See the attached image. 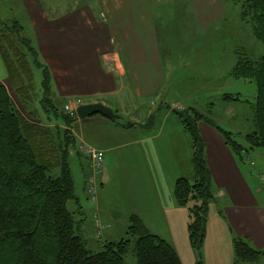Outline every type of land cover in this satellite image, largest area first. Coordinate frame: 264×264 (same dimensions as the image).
Instances as JSON below:
<instances>
[{
	"label": "crops",
	"instance_id": "obj_1",
	"mask_svg": "<svg viewBox=\"0 0 264 264\" xmlns=\"http://www.w3.org/2000/svg\"><path fill=\"white\" fill-rule=\"evenodd\" d=\"M24 1L27 25L22 27L24 31L29 29L28 38L37 49L39 62L51 73L54 100L62 98V108L75 98L82 104L100 102L118 114L117 118L98 114L84 119L76 116L72 124L76 146L69 159L72 155L84 157L87 165L88 161L90 164L82 148L93 146L103 151L106 160L103 159L101 174L94 175L84 169L79 174L80 195L84 194L95 205L94 212L89 214L92 217L89 229L85 208L79 204L81 233L84 236L89 230L96 237L99 226L98 237L115 241V232L126 230L130 216L135 215L150 232L175 248L182 264H194L196 257L187 233L188 210L178 205L174 197L176 179L193 177L188 144L176 140L172 131L150 130L144 120L150 117L151 110L143 106L146 100H150L149 104L154 99L165 100L168 73H175L177 69L173 58H188L186 47L193 38L187 34L186 27H192L193 16L202 30L211 25L212 18L203 14L196 0H84L74 7L59 6L51 16L38 1ZM173 21L179 28L177 38L171 24L167 25ZM158 26L165 33L161 32V39L157 36ZM181 39L183 44L179 42ZM160 40L165 49L162 52ZM176 40L178 48L171 52L170 47L176 46ZM0 81L8 84L1 54ZM34 99L37 105L39 96ZM167 106L169 110L186 108L177 100ZM120 112L129 120L124 122ZM40 118L45 117L40 114ZM127 123L134 125L125 127ZM221 143L218 150L226 163L218 165L214 159L207 158L216 191L209 205L201 250L205 264H232V230L236 217L246 223L245 209L253 203L238 172L235 156L224 141ZM112 170L113 178L121 183L119 194L123 205L117 226V213L108 212L104 219L106 212L97 205L100 198L96 199L95 195L92 200L87 193L90 179L94 187L95 183L101 185L103 191ZM250 227L247 224V230ZM260 239L261 236L255 235L254 241L259 243Z\"/></svg>",
	"mask_w": 264,
	"mask_h": 264
},
{
	"label": "trees",
	"instance_id": "obj_2",
	"mask_svg": "<svg viewBox=\"0 0 264 264\" xmlns=\"http://www.w3.org/2000/svg\"><path fill=\"white\" fill-rule=\"evenodd\" d=\"M231 1L240 4L241 21L251 26L255 39L264 45V0ZM23 31L16 20L0 22V54L8 73V84L0 81V264H127L129 252L136 264H182L175 248L135 215L129 218L126 238L107 240L97 250L86 246L69 166L76 146L71 131L76 115L56 105L51 73L39 62L37 50ZM33 68L41 70L39 94L33 88ZM231 75L255 84L254 129L245 139L252 147L264 148V54L257 60L239 56ZM223 99L239 98L224 94ZM177 114L189 136L193 178L178 177L174 197L188 210L194 264H205L201 250L214 193L198 121L216 128L235 153L240 154L243 146L192 107L177 110ZM69 201L76 203L72 210L67 207ZM232 253V264H264V248H254L240 237L232 238Z\"/></svg>",
	"mask_w": 264,
	"mask_h": 264
},
{
	"label": "rangeland",
	"instance_id": "obj_3",
	"mask_svg": "<svg viewBox=\"0 0 264 264\" xmlns=\"http://www.w3.org/2000/svg\"><path fill=\"white\" fill-rule=\"evenodd\" d=\"M35 1H38L51 16L55 14L59 6L74 7L78 3L82 4L84 0ZM24 2V0H0V22L8 23L11 20H16L22 26L27 25ZM196 2L197 7L202 8L203 14H209V17L212 18L211 20L209 19L211 25L207 29L202 30L198 24V19L193 16L191 22L192 27L190 28L188 25L186 27L187 34L193 38V41L189 44L190 46L186 47L188 58L187 60H184L182 57L173 58L177 69L175 73H168V87L165 89V100L154 99L151 104H149L150 100H146L143 108H149L152 117L148 116L144 120V124L151 127L150 130L158 131L163 128L164 132L172 131L175 134L174 138L176 140L181 141L183 144L184 142L188 144V157H191L189 136L182 128L179 114L173 110H169L167 104H170L171 101L177 100L181 103L183 102L186 108L192 107L196 109L209 117L217 126L231 133L232 138L240 143L243 149L240 154H237L228 145H225V147L235 156L238 172L243 178V182L253 202L251 208L246 207L245 209L247 211L246 223L239 216L236 217L237 221L236 226L232 230V238L240 237L248 241L254 248L261 249L264 248V148L252 147L245 139V135L254 129L253 104L255 103L256 87L251 80L233 77L231 75V69L239 56H246L252 60L260 58L264 54V45L255 39L251 26L241 21L239 3H234L231 0H196ZM170 24L174 37H179L180 34L177 32L179 28H176L177 22L167 23L169 26ZM23 32V37H30L28 28L27 31L25 30ZM161 32L164 33V29L161 30L158 26L157 36L159 39L162 38ZM177 42L178 40H176V46L170 47L171 52L178 48ZM179 42L183 44L182 39ZM159 48L160 52L165 50L161 40L159 42ZM33 71V84L37 94L40 89L42 76L39 69L33 68ZM9 91L17 105L21 108L18 98L14 95L11 88ZM224 94L236 95L239 99H223ZM55 102L59 108H62V98H56ZM175 107L177 108V106ZM178 109L181 110L180 107ZM120 113L121 119L124 122L129 120L123 112ZM198 130L205 144L207 165L208 156L210 159H214L218 165H220V162L226 163L220 150H218L222 146L221 142L224 141L223 135L203 120L198 121ZM69 166L75 183V197H79L77 198L78 201L80 200L79 204H82L85 208L84 215L87 219L86 224L91 229L92 217L89 214H92L95 205H92L84 194L82 196L80 195L81 180L78 182L81 170H88L90 173L92 172L91 166L89 161L87 165L84 157L73 155L69 159ZM208 168L210 169L211 175H213L209 165ZM191 169L193 170L192 167ZM113 176L114 170L111 171L110 181L108 180L105 186H103V191H101L102 186L96 183L95 189L96 199L100 198V203L97 201V205L99 204L100 210L102 209L106 212L103 218L106 219L108 217V212H116V221L118 220L116 222L117 226L121 222L119 218L123 215V205L121 193L119 194L121 183L118 182V179L113 178ZM186 178L191 180L193 177L187 176ZM212 189L214 193L216 191L214 175L212 177ZM217 202L221 206L219 201ZM75 204L74 201H69L67 205L68 209L72 210ZM223 216H225V213H223ZM110 219H112L111 216L109 217V221H111ZM247 224L251 226L248 230ZM98 230L99 232L101 231L100 227H97ZM125 231L120 232L119 230V232H115V241L126 238ZM248 232L251 234H248ZM255 235L261 236L259 243L256 240L254 241ZM96 237L89 230L84 234V240L87 243L86 246L91 250H97L101 243L108 240L106 237H98L100 239ZM258 245L260 247H257ZM126 263L136 264L132 252L127 254Z\"/></svg>",
	"mask_w": 264,
	"mask_h": 264
},
{
	"label": "built area",
	"instance_id": "obj_4",
	"mask_svg": "<svg viewBox=\"0 0 264 264\" xmlns=\"http://www.w3.org/2000/svg\"><path fill=\"white\" fill-rule=\"evenodd\" d=\"M81 100L79 98H75L67 103L64 104L63 109L66 113H69L71 115H76V108L80 106ZM84 154L90 159V166L92 169V174L99 175L101 174L103 159H104V153L102 150L95 148L93 146H84L82 148ZM87 193L90 199L94 200L96 195V189L92 183V180L90 179L87 184ZM99 227V226H97ZM99 230L97 231V235H99Z\"/></svg>",
	"mask_w": 264,
	"mask_h": 264
},
{
	"label": "water",
	"instance_id": "obj_5",
	"mask_svg": "<svg viewBox=\"0 0 264 264\" xmlns=\"http://www.w3.org/2000/svg\"><path fill=\"white\" fill-rule=\"evenodd\" d=\"M173 111L177 112L176 110ZM95 114L107 118L118 117V114L114 113L109 107L105 106L100 102L82 104L76 108V115L80 119H84Z\"/></svg>",
	"mask_w": 264,
	"mask_h": 264
}]
</instances>
